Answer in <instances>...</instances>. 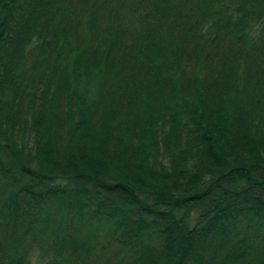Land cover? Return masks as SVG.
Listing matches in <instances>:
<instances>
[{"label":"trees","instance_id":"trees-1","mask_svg":"<svg viewBox=\"0 0 264 264\" xmlns=\"http://www.w3.org/2000/svg\"><path fill=\"white\" fill-rule=\"evenodd\" d=\"M0 215V264H264V0H0Z\"/></svg>","mask_w":264,"mask_h":264},{"label":"rangeland","instance_id":"rangeland-1","mask_svg":"<svg viewBox=\"0 0 264 264\" xmlns=\"http://www.w3.org/2000/svg\"><path fill=\"white\" fill-rule=\"evenodd\" d=\"M199 80H200V82H199ZM195 81H196V83H193L192 84V86L195 87V88H196V85L198 83L200 84L201 82H202V85L201 86H206L205 82H203L204 80L201 79V78H199V79H197ZM244 83L241 84V87H243ZM37 104H39V102ZM34 106H36V104ZM22 113L26 115L27 114V111H23ZM29 115H28V118H29ZM19 128H28V127H25V125H24V126H19ZM56 183H62L63 184L64 181H59L58 180ZM69 185H73V183H70ZM89 186H90V184L87 185V187H89ZM37 210H39V212H40L41 211V208H39ZM52 222L54 224L57 223L55 219ZM54 224H49V226L54 229L55 228V225ZM21 234H22V230L14 229L13 223L10 222L8 220V218L4 219L0 215V240H1L0 243L3 245V248H4L3 251H4V254L6 256H8L9 252H13L14 251V245H13V243H15L16 239ZM52 236L55 238L54 234ZM101 236H100L101 239L99 241V244L100 245H98V246H97V241L95 239L94 240H91L92 249L94 248V250L91 251V254L89 256L90 257L89 260H94L95 257L97 255H99L101 259H99V261H96L95 264H101L102 260L103 261L106 260L107 257H109L111 259V261H109V260L106 261L105 262L106 264H112L113 261L116 262V260H119L121 258L124 259V261L127 264H129L130 262H133V257H134V254H135V250H137L136 247H134L132 249H127V250H125L126 248L124 247V249H122L117 255H115L113 251H114V248L116 246H110V247H108L107 244L105 243L106 242V239L103 238V237H101ZM53 237L50 236L49 237V240L50 239L53 240ZM23 238H24L23 241H25L24 243H25V246L27 248H24L25 249V253H24V257H23V260H22L21 264H49L48 263V260L49 259H52L54 261L53 252L50 249V248L53 247L54 243L51 242L49 244L48 248H47V251L45 252L43 250L44 248L43 249L41 248L44 245V241H43L44 238L42 240H40L38 237L37 238L30 237L29 236V233H27L26 235H24ZM64 239L66 241L65 243H63L64 246H65V245L68 244V242H70L71 238L69 236H66V237H64ZM159 245L160 244H157V247H155V250L158 248ZM101 246H106L105 252L104 251H102V252L100 251ZM137 246H139V245H137ZM54 248H56L55 245H54ZM64 251L65 250L62 249L61 254L62 253H65ZM22 253H23V251H22ZM59 254L60 253H58V255ZM132 264H134V263H132Z\"/></svg>","mask_w":264,"mask_h":264}]
</instances>
